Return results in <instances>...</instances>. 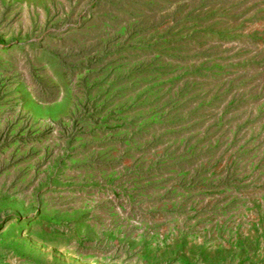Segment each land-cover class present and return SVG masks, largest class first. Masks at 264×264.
Segmentation results:
<instances>
[{"label": "rangeland", "instance_id": "rangeland-1", "mask_svg": "<svg viewBox=\"0 0 264 264\" xmlns=\"http://www.w3.org/2000/svg\"><path fill=\"white\" fill-rule=\"evenodd\" d=\"M0 264H264V0H0Z\"/></svg>", "mask_w": 264, "mask_h": 264}]
</instances>
